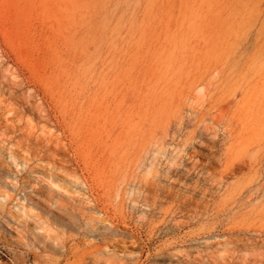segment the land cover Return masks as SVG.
Returning a JSON list of instances; mask_svg holds the SVG:
<instances>
[{
    "label": "rangeland",
    "instance_id": "obj_1",
    "mask_svg": "<svg viewBox=\"0 0 264 264\" xmlns=\"http://www.w3.org/2000/svg\"><path fill=\"white\" fill-rule=\"evenodd\" d=\"M65 204L103 264L263 232L264 0H0V264H88Z\"/></svg>",
    "mask_w": 264,
    "mask_h": 264
},
{
    "label": "bare ground",
    "instance_id": "obj_2",
    "mask_svg": "<svg viewBox=\"0 0 264 264\" xmlns=\"http://www.w3.org/2000/svg\"><path fill=\"white\" fill-rule=\"evenodd\" d=\"M221 6H223V5H221ZM238 7H239V5H238ZM5 80H6L5 83H7V79H5ZM11 89H9V90H11ZM148 119H146V120H148ZM118 130H119V128H118ZM195 188H197V185L195 186ZM205 193H207V191H205ZM77 196H79V195H77ZM190 196L189 195L186 196L185 199L180 202V204L177 207V210L179 212H182L184 210L182 207H190V205H191L190 200H189V199H191ZM131 201H133V199ZM62 205H63V203H62ZM132 207H133V205H132ZM200 207L201 206L199 205V203H196L193 206L194 211L200 210ZM218 207L219 206H217V208ZM63 208H64L63 210H65L66 213H70V212L74 213V215H72V218L74 220L75 230H76L75 235L74 234L68 235L66 230L62 231V247L64 249L63 252H67L69 250L75 257L76 256L80 257V259L83 262H86L88 264H103L100 262L98 255L101 253H104L105 248L109 247V245H111V241H110L109 236H115V235L112 233V227H109L107 230H101L98 227L101 223H104V222L112 219L110 210L108 208L107 209L106 208L98 209L99 207H97L95 205L94 206L91 205L88 208L89 209L88 212H87L85 207H81L78 210V209H76V206L69 205V204H65L63 206ZM76 210H78L80 212L79 215L75 214ZM91 211L94 212L95 215ZM123 211H124V208H123V206H121V208L118 210V212L120 213L121 217L124 218L125 214ZM97 215H99V216H97ZM125 224L127 225V223H125ZM63 226L65 227L67 225L64 224ZM262 231L263 232L260 235H256V236H254V235L234 236V235H224L222 233H220V234L209 233V235H207L205 237V249H204L203 255H202V259H203L204 264H264V227H263ZM83 232H85L87 235L90 236V241L88 244H86L87 248L80 249L81 248L80 243L77 242V239H78L79 235L83 234ZM96 236L101 238V240L103 241V244H99L98 239H96ZM114 240H116V239H114ZM78 241H80V240H78ZM69 242H71L70 246H68ZM131 246H133V245H131ZM186 256L188 257V254ZM81 264H82V262H81ZM117 264H126V263L120 262Z\"/></svg>",
    "mask_w": 264,
    "mask_h": 264
}]
</instances>
